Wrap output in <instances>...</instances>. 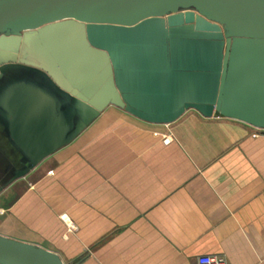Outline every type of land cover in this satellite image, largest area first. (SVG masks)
<instances>
[{"label":"crops","instance_id":"obj_1","mask_svg":"<svg viewBox=\"0 0 264 264\" xmlns=\"http://www.w3.org/2000/svg\"><path fill=\"white\" fill-rule=\"evenodd\" d=\"M22 73L0 78V151L17 167L30 162L9 135V87L45 89ZM0 235L66 264H264V129L195 110L152 124L111 105L2 189Z\"/></svg>","mask_w":264,"mask_h":264},{"label":"water","instance_id":"obj_2","mask_svg":"<svg viewBox=\"0 0 264 264\" xmlns=\"http://www.w3.org/2000/svg\"><path fill=\"white\" fill-rule=\"evenodd\" d=\"M18 70L45 89L9 87V135L30 163L0 151V192L111 105L152 124L195 110L264 129V0H0V78ZM0 264L66 263L0 235Z\"/></svg>","mask_w":264,"mask_h":264},{"label":"built area","instance_id":"obj_3","mask_svg":"<svg viewBox=\"0 0 264 264\" xmlns=\"http://www.w3.org/2000/svg\"><path fill=\"white\" fill-rule=\"evenodd\" d=\"M170 140V135L164 138L166 143H169ZM197 264H229V261L224 255H203L197 259Z\"/></svg>","mask_w":264,"mask_h":264},{"label":"rangeland","instance_id":"obj_4","mask_svg":"<svg viewBox=\"0 0 264 264\" xmlns=\"http://www.w3.org/2000/svg\"><path fill=\"white\" fill-rule=\"evenodd\" d=\"M22 71H23V70H22ZM18 72L22 73L21 70H20V71L18 70ZM22 74H24V75L29 74V75H31L33 78H35V77L38 78V75H39V74L37 75L35 72H34V73H27V72H25V71H23ZM36 78H35V79H36Z\"/></svg>","mask_w":264,"mask_h":264}]
</instances>
